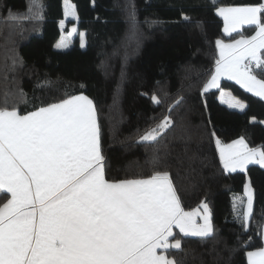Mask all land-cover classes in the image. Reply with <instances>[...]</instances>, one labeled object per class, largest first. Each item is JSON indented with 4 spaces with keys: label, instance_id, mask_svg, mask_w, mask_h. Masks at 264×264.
Listing matches in <instances>:
<instances>
[{
    "label": "trees",
    "instance_id": "trees-1",
    "mask_svg": "<svg viewBox=\"0 0 264 264\" xmlns=\"http://www.w3.org/2000/svg\"><path fill=\"white\" fill-rule=\"evenodd\" d=\"M71 1L86 45L81 47L78 33L69 46L58 49L55 45L67 30L60 27L63 0H42V20L27 18L30 0H0V102L5 91L20 88L29 99L28 105H20L21 112L41 100L88 95L99 115L108 178L148 175L158 155L159 167L169 171L186 211L208 203L214 234L184 237L187 256L181 252L177 259L182 264H247L246 252L261 245L256 225L264 223V168L250 164L245 172H225L215 140L227 144L243 136L249 147H264V100L223 79V90L247 105L240 111L222 103L219 90L201 96L200 89L218 57L215 41L239 38L237 33L225 35L215 8L258 0H217L215 6L211 0ZM9 10L23 19L6 22ZM183 15L191 19L184 21ZM242 33L250 36L254 27L245 26ZM13 57L23 63L9 71ZM153 93H167L166 102L153 104ZM179 96L184 100L170 113L173 126L154 143L138 142ZM248 178L259 188L254 217L244 233L233 219L232 203L244 197ZM249 236L251 246L246 247L242 242Z\"/></svg>",
    "mask_w": 264,
    "mask_h": 264
},
{
    "label": "snow or ice",
    "instance_id": "snow-or-ice-1",
    "mask_svg": "<svg viewBox=\"0 0 264 264\" xmlns=\"http://www.w3.org/2000/svg\"><path fill=\"white\" fill-rule=\"evenodd\" d=\"M63 3L65 17L78 19L71 0ZM211 3L215 6L217 0ZM43 8L42 0H30L27 18L42 20ZM215 11L225 35L237 33L239 38L215 41L218 57L200 94L219 90L222 103L244 111L247 105L223 90L221 81H235L264 100V0ZM22 19L9 10L6 22ZM64 23L60 21L61 29ZM245 25L253 26L254 34L244 35ZM75 32L73 28L69 35ZM79 35L83 47L85 33ZM55 47H67L66 38ZM22 63L13 57L8 70ZM167 97L153 93L150 99L161 105ZM183 100L179 96L169 104L168 114L145 129L138 142L154 143L171 128L170 113ZM21 104H29L22 88L5 91L0 102V264H182L177 254L187 256L184 237L214 234L208 203L186 211L169 171L159 167L158 155L148 175L108 178L97 107L87 95L41 100L25 112ZM215 144L225 172H245L250 164L264 168V147L250 148L243 136L229 144L216 139ZM244 197L234 198L232 208L233 219L247 233L254 217L250 182L244 185ZM256 230L261 245L246 252L247 264H264V223H257ZM251 240L242 243L248 247Z\"/></svg>",
    "mask_w": 264,
    "mask_h": 264
},
{
    "label": "rangeland",
    "instance_id": "rangeland-1",
    "mask_svg": "<svg viewBox=\"0 0 264 264\" xmlns=\"http://www.w3.org/2000/svg\"><path fill=\"white\" fill-rule=\"evenodd\" d=\"M71 3L72 4H74L72 1H71ZM63 5H64V3H63ZM77 12V11H76ZM78 16V15H77ZM64 28L63 29H67V30H64L63 31V33H62V35L60 36V38H59V40H58V42L61 40V38L62 37H64V38H66V43H67V46H69L70 44H71V42H72V40H73V38H74V36L76 35V34H78V33H81V32H83V33H85L84 31H80L79 29H78V26H77V23H76V21H77V19H74V18H72V17H65V15H64ZM69 21H74L73 23H71V24H69L68 22ZM73 28H75L76 29V32L75 33H72L71 35H69V33H71L72 32V29ZM57 42V43H58ZM225 42H227V41H225ZM230 42V41H229ZM226 91V90H225ZM227 92H229V91H227ZM237 98V97H236ZM227 99V98H226ZM238 99V98H237ZM243 102V101H242Z\"/></svg>",
    "mask_w": 264,
    "mask_h": 264
},
{
    "label": "crops",
    "instance_id": "crops-1",
    "mask_svg": "<svg viewBox=\"0 0 264 264\" xmlns=\"http://www.w3.org/2000/svg\"><path fill=\"white\" fill-rule=\"evenodd\" d=\"M227 6H237V5H227ZM63 7H64V5H63ZM78 20V19H77ZM76 23H77V21H76ZM245 26H247V25H245ZM245 26H243V27H245ZM242 27V28H243ZM224 28V27H223ZM63 33V32H62ZM62 35V34H61ZM81 43V42H80ZM86 45V40H85V42H84V46ZM223 80V79H222ZM80 94H83V93H80ZM76 95H79V94H76ZM84 95H86V94H84ZM88 96V95H87ZM89 97V96H88ZM90 99H92L91 97H89ZM237 139H239V138H237ZM236 140V139H235ZM232 142V141H231ZM231 142H229V143H231ZM245 142H246V140H245ZM229 143H227V144H229ZM247 143V142H246ZM251 148V147H250ZM249 166V165H248ZM248 168V167H247ZM248 182H250L251 183V186H252V188H253V194H254V196H255V193H256V191H257V189L259 188V185H257L256 183H254V181L252 180V179H250V178H248L247 179V182L246 183H248ZM175 231H177V230H175Z\"/></svg>",
    "mask_w": 264,
    "mask_h": 264
}]
</instances>
